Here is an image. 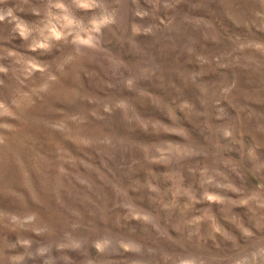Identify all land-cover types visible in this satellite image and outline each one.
Listing matches in <instances>:
<instances>
[{"label":"rangeland","instance_id":"1","mask_svg":"<svg viewBox=\"0 0 264 264\" xmlns=\"http://www.w3.org/2000/svg\"><path fill=\"white\" fill-rule=\"evenodd\" d=\"M0 264H264V0H0Z\"/></svg>","mask_w":264,"mask_h":264}]
</instances>
